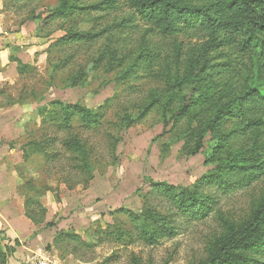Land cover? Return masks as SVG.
Wrapping results in <instances>:
<instances>
[{
  "label": "rangeland",
  "instance_id": "obj_1",
  "mask_svg": "<svg viewBox=\"0 0 264 264\" xmlns=\"http://www.w3.org/2000/svg\"><path fill=\"white\" fill-rule=\"evenodd\" d=\"M0 1L7 3L0 9V23L4 24L0 29L4 34L0 37L5 39L0 47L4 48L8 58L12 56L28 66V71L25 70L21 77L15 75L8 81L0 77V91L5 96L26 99L25 105L6 111L8 125L4 129V140L25 144L34 138L41 139L44 134L56 136L51 152L58 155L50 157L49 165L39 155H34L21 169V175L25 180H32L36 187H51L56 192L58 201L53 196L61 216L53 217L55 229L80 235L89 244V247L78 248L76 243L68 244L67 252L63 250L62 256L76 248V257L94 261V264H133V259H138L140 264L202 263L207 258L210 241L223 232L220 218L240 222L253 214L264 197V178L250 188L221 198L216 212L204 221L188 222L177 215L173 219L176 237L157 246L135 243L123 247L107 239L97 243L94 237L96 230L105 229L107 224L113 225L114 219H121V216L111 215L114 210L124 207L138 212L142 208V196L151 192L149 181L192 187L213 170L215 163L206 158L215 144L209 136L200 154L187 155L193 139H189L186 130L190 126H199L197 121H181L164 129L165 114L177 108L179 98H183L187 90L184 87L179 91L175 89L172 100L165 99L168 106L164 108L159 102L172 88L159 73V68L141 66L132 76L125 75L134 58L130 54H136L137 50L147 48L165 58L171 55L174 43L186 46L194 44L196 38L181 33L163 36L152 32L149 24L141 20L129 24L130 28L121 27L131 12L128 0H117L118 9L114 11L104 7V10H97L96 6L107 0H65L72 8L71 16L46 25H38L31 17L57 8L61 0ZM69 31L105 32L92 43L55 46L53 42ZM54 65H58V69L53 72ZM75 76L83 80V85L69 88L68 82ZM1 99L3 96L0 95ZM39 99L43 100L41 105L61 102L79 103L93 110L103 108L104 124L98 132L82 130L77 121L72 123L71 130L64 132L46 126L42 129L36 116ZM151 100L157 104L149 111L145 107L143 113L146 114L142 119L127 128L114 127L126 112L135 116L137 108L142 110V106ZM238 127L237 120L225 121L223 132ZM108 133L117 140L114 155L117 160L108 154ZM70 136H78L92 151L90 165L94 172L86 187L84 183L90 175H79L71 170L69 154L62 150V141ZM258 136V140L263 139L262 135ZM254 137L229 138L228 149H247L253 145ZM149 196L148 203L166 216L167 203L158 195ZM44 197L39 198L43 206ZM46 251L57 255L56 251Z\"/></svg>",
  "mask_w": 264,
  "mask_h": 264
},
{
  "label": "trees",
  "instance_id": "obj_2",
  "mask_svg": "<svg viewBox=\"0 0 264 264\" xmlns=\"http://www.w3.org/2000/svg\"><path fill=\"white\" fill-rule=\"evenodd\" d=\"M116 3L117 0H107L96 7L97 10L114 11L118 9ZM128 3L131 12L121 27L130 28L129 24L141 20L149 24L152 32L168 37L178 33L191 34L196 42L186 46L174 43L171 55L165 58L141 48L136 54H130L134 58L126 77L132 76L141 66L159 68V73L172 88L165 98L162 97L163 104L159 102L164 108L168 106L166 100H172L175 89L179 91L184 87L187 90L184 97L179 98L177 108L165 114L164 123V129L181 121L199 123V126H190L186 130L189 139H193L187 155L200 154L207 136L215 142L206 154L207 161L215 163L213 170L192 187L149 181L151 192L142 196L143 204L138 212L120 207L111 214L121 216L120 220L114 219L113 225L107 224L105 229L94 232L97 243L107 239L123 247L135 243L154 247L176 237L173 219L177 215L188 222L204 221L216 212L221 198L250 188L264 178V0H128ZM3 5L7 6V3L3 2ZM71 10L65 0H61L57 8L33 15L31 20L46 25L66 19L71 16ZM104 32L69 31L53 43L61 47L92 43ZM9 62L16 64L18 77L28 71L27 65L12 56H9ZM52 69L56 71L58 65ZM2 71L0 66V75ZM82 85L83 80L78 76L68 82L69 88ZM0 95L3 96L0 108L26 103L21 96L10 98L3 91ZM152 100L142 106V110L137 108L135 116L126 112L114 127L127 128L142 119L146 114L143 109L146 107L149 111L157 104ZM41 102L42 99L37 102L36 116L42 129L46 126L64 132L71 130L72 123L77 121L82 130L98 132L104 124L103 108L93 110L79 103L61 102H49L43 106ZM233 120L238 121L239 127L224 133L223 123ZM259 134L263 136L262 140H258ZM246 135L255 136L251 147L235 151L228 149L229 138L239 139ZM106 137L110 143L108 154L117 160L114 156L117 140L109 133ZM55 141L56 136L46 137L44 134L39 140L34 138L23 144L24 163L39 155L49 165L50 157L58 155L51 152ZM61 146L69 154L70 169L79 175H90L84 183L86 187L94 172L90 165L91 149L78 136L65 138ZM21 192L25 197L26 217L34 224L42 223L46 213L39 198L51 192L58 199L51 187H36L32 180L24 179ZM152 194L167 203L166 216L148 203ZM220 222L223 232L210 241L207 258L200 264H264V197L246 220L233 222L220 218ZM53 227V222L46 224V228ZM2 241L6 240L0 236V264L15 251L8 246L3 248ZM71 243H76L77 248L89 247L82 236L72 232H58L53 245L59 251L67 252L66 246ZM61 245H64L63 249ZM75 250L69 255L75 256ZM133 264H140V261L133 259Z\"/></svg>",
  "mask_w": 264,
  "mask_h": 264
},
{
  "label": "crops",
  "instance_id": "obj_3",
  "mask_svg": "<svg viewBox=\"0 0 264 264\" xmlns=\"http://www.w3.org/2000/svg\"><path fill=\"white\" fill-rule=\"evenodd\" d=\"M2 5L3 2L0 1V9ZM3 25L0 23V29ZM0 34L4 33L0 32ZM0 41L2 44V41H5L4 37H0ZM3 49L0 47V64L3 68L0 77L8 81L18 74L16 64L9 62L8 55ZM13 107L0 108V236L6 240L2 241L1 246L3 248L8 246L15 250L12 255L5 258L3 264H27L26 259L33 253L46 251V249L57 252V255L52 252L51 254L60 264H94V261H84L79 257L62 256L63 252L54 247L56 234L61 231L56 230L55 227L46 228V224L52 222L56 214L60 217L61 210L58 209L59 205L55 203L51 192H47L43 199L46 209L43 222L34 224L26 217L25 197L21 192V187L24 184L21 169L25 165L22 152L23 144L8 143L4 140L6 138L4 129L8 125L6 111L12 110Z\"/></svg>",
  "mask_w": 264,
  "mask_h": 264
},
{
  "label": "built area",
  "instance_id": "obj_4",
  "mask_svg": "<svg viewBox=\"0 0 264 264\" xmlns=\"http://www.w3.org/2000/svg\"><path fill=\"white\" fill-rule=\"evenodd\" d=\"M27 264H60L56 257L47 252L40 251L38 253H33L28 259Z\"/></svg>",
  "mask_w": 264,
  "mask_h": 264
}]
</instances>
